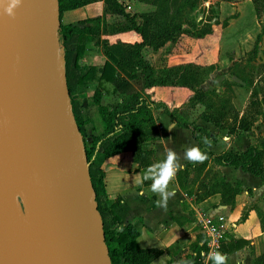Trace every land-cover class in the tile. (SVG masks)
I'll return each instance as SVG.
<instances>
[{
    "label": "water",
    "instance_id": "1",
    "mask_svg": "<svg viewBox=\"0 0 264 264\" xmlns=\"http://www.w3.org/2000/svg\"><path fill=\"white\" fill-rule=\"evenodd\" d=\"M0 0V264H111L58 53L57 0Z\"/></svg>",
    "mask_w": 264,
    "mask_h": 264
},
{
    "label": "trees",
    "instance_id": "2",
    "mask_svg": "<svg viewBox=\"0 0 264 264\" xmlns=\"http://www.w3.org/2000/svg\"><path fill=\"white\" fill-rule=\"evenodd\" d=\"M94 0H57L59 15L61 11L80 7ZM103 3L102 13L100 16L86 18L80 23H89L84 27H78L71 24H62L58 21L57 37L59 49L62 50L60 58L64 71L65 85L69 95L71 111L74 122L82 136L86 161L88 165V173L91 182L93 198L96 209L102 221V229L104 234V243L110 258L111 264H147L155 256L159 254V250L155 248H138L136 245V237L138 231L131 224H121L118 216L114 212L117 201L109 202L104 184L102 181L103 170L101 161L118 153L130 152L131 160L136 162L140 167H146L151 164V149L143 148V144L149 140L156 139L158 131L153 133L151 126L154 118L152 109L161 105L165 114L175 120L180 127L187 128L194 140L214 141L216 133H210L206 129L198 126L193 121L181 119L175 114V107L170 105L168 99L177 97L183 98L189 94L188 98L191 102L201 103L207 106V91L200 88V84L204 74L213 70L212 65H199L195 62H185L178 65L164 66L160 70H155L141 56V49L148 46L152 50H157L166 42L174 43L179 37L202 38L208 32L209 26L201 27H183L182 23L177 19L176 13L179 12L186 3L194 6L197 0H185L186 3L176 4L175 10L171 11V5L168 0H132L134 3H145L152 7L153 10L147 12H137L126 10L127 5L119 3L117 0H101ZM226 1L231 0H216ZM106 16L109 19H106ZM128 32L135 39L130 42L118 41L110 48L101 35H111L116 33ZM94 35L96 43L101 46L106 60L100 68H98V76L95 79V67L89 66L84 72H81L76 60L80 57L83 50V41L85 35ZM85 35V36H84ZM256 43L254 44V48ZM197 64H195V63ZM264 71V68L261 69ZM118 72L126 79L140 78L141 89L139 92L123 94L118 103L114 105H102L99 103L101 94V86L104 82L116 83L123 79L119 78ZM259 73V71H257ZM138 73V74H137ZM96 80L97 85L91 93L92 103L96 108V112L102 123L100 131L90 137L89 143H86L85 124L87 119L82 116L81 108H79L80 87L87 82ZM249 81V79L247 80ZM255 83L254 87H257ZM157 84H166L170 87L166 95V100H160L155 97L152 89ZM249 106L255 108L261 104V100L255 98V88L251 91ZM176 101V100H174ZM222 110L214 114L202 115L200 118L217 127L222 123L225 105L220 106ZM158 121L156 120V123ZM252 120L248 115L243 114L240 117H234L232 123L225 126L226 133L237 135L241 132H247L252 124ZM141 128L139 138L133 137V133L137 132V128ZM201 151L205 152L209 159L204 163L191 164L184 163L185 167L177 174L176 183L178 187L188 196V188L191 186L187 176L191 168L202 170L209 167V163L214 166L230 165L248 172L254 176H258L264 182V144L259 146L247 145L243 151L233 152L230 150L221 151L214 154L208 149L198 146ZM243 188L239 183L230 184L225 181L224 177L218 176L207 187L202 195L195 197L196 201H200L210 195L218 194L220 203L233 207L234 196L241 192ZM205 237L203 234H197L195 241L191 246L194 253V264L199 253L205 250ZM247 240L243 238H233L219 242V251L225 254L231 253L245 244ZM207 264H211L208 260ZM252 264H264L261 256L255 258Z\"/></svg>",
    "mask_w": 264,
    "mask_h": 264
},
{
    "label": "crops",
    "instance_id": "3",
    "mask_svg": "<svg viewBox=\"0 0 264 264\" xmlns=\"http://www.w3.org/2000/svg\"><path fill=\"white\" fill-rule=\"evenodd\" d=\"M117 1L126 4L128 11H142L141 5L132 0ZM219 2L226 3V1ZM102 7L101 0H94L80 7L61 11L59 21L62 24L84 27L89 23L82 24L80 21L100 16ZM106 19L109 17L106 16ZM85 35L87 37L83 41V50L76 63L82 70L81 72H84L89 66L95 67L96 79L98 68L104 63L106 56L103 54L101 46L96 43L95 36L87 33ZM98 37L112 42L129 43L135 39L128 32L111 35L99 34ZM95 79L90 81L88 85L91 93L97 85ZM134 85L137 87L136 89L133 88ZM140 89V78L122 79L116 83L104 82L100 89L99 103L114 105L119 102L122 94L132 93ZM170 100L168 99V101ZM171 103L170 105L176 107L181 102L171 100ZM152 115L158 121V135L151 146H143L145 149L152 150L151 164L163 160L169 150L174 151L181 158L180 163L184 164L187 162L183 159L184 153L191 147L202 146L212 153L218 154L224 150L240 152L249 145L244 141L245 138H242L244 137L243 134L232 135L231 139L225 142L223 130L213 132L216 130L213 125L200 117L186 120L193 121L210 133H216L214 141L205 143L204 140H194L187 128L178 126L175 120L170 119L165 114L162 106L152 109ZM93 119H97V123ZM87 120L91 126L92 135L100 131L102 123L99 117L95 118L94 116L92 118L94 125L90 119ZM101 167L106 197L109 202L117 201L114 212L120 223H129L138 231L135 239L138 248L159 250V254L147 264H194V253L191 254L190 248L196 235L198 233L203 234L197 224V219L201 214L215 208L226 219L224 239L243 238L248 241L247 244L231 253H223L229 258V264H252V261L259 256L264 261V182L258 176L230 165L214 166L226 182L230 184L239 183L240 187L243 188L234 196L232 208L228 205H222L218 194L196 201L192 196L186 195L174 181L171 189L175 191L176 195L170 199L167 209L164 210L157 206L158 197L151 192L150 182L136 183L135 177L143 173L148 166L140 167L132 161L130 152L118 153L103 159ZM209 203L211 206H208ZM205 251L206 249L199 253L202 256L200 264H207L209 260L205 257Z\"/></svg>",
    "mask_w": 264,
    "mask_h": 264
},
{
    "label": "rangeland",
    "instance_id": "4",
    "mask_svg": "<svg viewBox=\"0 0 264 264\" xmlns=\"http://www.w3.org/2000/svg\"><path fill=\"white\" fill-rule=\"evenodd\" d=\"M168 2L172 4V12L179 2L186 3L185 0H168ZM137 4L141 5L142 8H139L142 12L148 13L154 9L145 3ZM176 16L183 27L207 25L209 26L208 32L202 38L179 37L176 42H166L155 51L144 46L141 49L143 59L155 70H160L164 66L192 62L194 59L199 65H212L214 68L204 74L199 85L201 90L208 92L207 106L189 101L188 98L191 94L185 96L183 101L181 98L171 96V100L181 102L176 105L175 114L181 119L192 120L201 117L203 114H214L222 110L220 106L224 104L226 111H224L222 123L217 127L213 126L216 129L213 132L223 130V136L229 137L230 140L232 135L226 133L225 126L232 123L234 117L238 118L247 114L253 122L247 132L239 134H243L244 137L242 138H245L244 141L249 145L260 147L264 144V71L261 70L264 68V0H231L229 3H220L216 0H197L194 6L186 3L176 13ZM106 42L112 50L116 51L114 43L118 41L106 40ZM255 43L256 47L254 48ZM58 53L60 56L62 50L59 49ZM60 62L62 65L61 58ZM118 76L123 80L126 79L119 72ZM248 79L249 81H247ZM256 82H258L257 87H254ZM89 84L90 82H87L80 87L82 97L78 102L82 116L90 119L94 125V122L97 123V119H93V122L92 118L99 116L92 104ZM169 87L166 84H157L153 87L152 92L156 98L166 100ZM133 88L136 89L137 87L134 85ZM253 88L256 92L255 98L261 100V104L256 108L249 106L251 98L254 99V96L251 97ZM139 91L136 90L135 93ZM171 100L169 101L170 104H172ZM158 107L161 105L156 106L153 110ZM153 118L151 129L155 133L158 130V125L157 119L154 116ZM90 128L91 126L87 122L85 124L86 143H89L92 136ZM140 132L141 128L138 127L137 132L133 133V137ZM140 136L141 134L135 137L139 138ZM152 144L153 139L145 142L143 146H151ZM208 165L210 166L202 170L191 168L188 173L187 180L191 182L188 192L193 199L202 195L208 185L215 178L221 176L214 165L211 163ZM208 206L211 204L209 203ZM191 249V254H193ZM201 258L202 256L199 254V257L195 259L196 262L200 263Z\"/></svg>",
    "mask_w": 264,
    "mask_h": 264
},
{
    "label": "clouds",
    "instance_id": "5",
    "mask_svg": "<svg viewBox=\"0 0 264 264\" xmlns=\"http://www.w3.org/2000/svg\"><path fill=\"white\" fill-rule=\"evenodd\" d=\"M21 3V0H10L5 8V12L9 16H14V9ZM171 130V129H169ZM229 137H224L227 142ZM205 143L209 141L205 140ZM184 160L191 164H199L206 162L209 157L201 151L199 147L188 148L184 153ZM181 158L172 150L166 153V157L154 164L149 165L145 171L135 177L138 184L150 182L151 192L158 197L157 206L166 210L170 199L174 198L176 193L171 189V185L177 178V174L185 167L180 163ZM211 264H229V258L220 251H212L208 254Z\"/></svg>",
    "mask_w": 264,
    "mask_h": 264
},
{
    "label": "built area",
    "instance_id": "6",
    "mask_svg": "<svg viewBox=\"0 0 264 264\" xmlns=\"http://www.w3.org/2000/svg\"><path fill=\"white\" fill-rule=\"evenodd\" d=\"M197 224L205 236V257L208 258L210 252L219 250V242L225 235L226 219L215 208L201 214L197 219Z\"/></svg>",
    "mask_w": 264,
    "mask_h": 264
}]
</instances>
